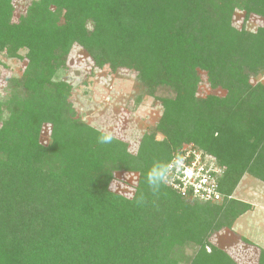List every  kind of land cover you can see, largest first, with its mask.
I'll use <instances>...</instances> for the list:
<instances>
[{
	"label": "trees",
	"instance_id": "1",
	"mask_svg": "<svg viewBox=\"0 0 264 264\" xmlns=\"http://www.w3.org/2000/svg\"><path fill=\"white\" fill-rule=\"evenodd\" d=\"M13 6L0 0V54L24 51L26 66L0 96V264H234L208 238L250 210L231 196L244 173L264 183V84H249L264 70V26L238 31L231 17L264 19V0H31L18 22ZM73 45L98 68L134 72L144 93L168 92L154 97L162 139L145 134L130 155L73 117L59 78ZM202 76L224 96L197 97ZM189 144L223 169L220 202L149 189V170ZM116 171L137 172L131 199L108 191Z\"/></svg>",
	"mask_w": 264,
	"mask_h": 264
},
{
	"label": "rangeland",
	"instance_id": "2",
	"mask_svg": "<svg viewBox=\"0 0 264 264\" xmlns=\"http://www.w3.org/2000/svg\"><path fill=\"white\" fill-rule=\"evenodd\" d=\"M30 1L12 0V21H19V15L24 14ZM231 26L238 31L255 33L263 28L264 19L236 9L232 13ZM24 53L20 51L19 58L0 54V96L10 79L22 75L26 66ZM59 78L70 85L69 102L73 117H78L81 122L102 134L111 133L113 139L127 146L130 155L136 154L143 135L156 134L155 127L162 109L154 97L166 96V90L144 93L134 72H113L108 66L98 68L78 45L71 47L65 69L59 73ZM204 79L202 76L198 84L197 97L224 96L225 92L220 89L211 90ZM258 83L264 84V70L249 78L251 86ZM7 90L3 97L8 95ZM48 133V128H44L41 136L43 142L47 140ZM155 139H162V135L156 134ZM137 177V172L116 171L106 175L104 181L109 192L131 199L135 194ZM114 180L122 183L114 185L115 190L112 191L109 186ZM231 196L232 199L250 205V210L237 218L231 228H223L211 234L208 243L223 251L234 264H258L260 252L264 250V183L255 174L244 173ZM196 249L195 246H187L184 250L186 257L192 256ZM206 251L209 252V247ZM188 263L187 258L180 262Z\"/></svg>",
	"mask_w": 264,
	"mask_h": 264
},
{
	"label": "built area",
	"instance_id": "3",
	"mask_svg": "<svg viewBox=\"0 0 264 264\" xmlns=\"http://www.w3.org/2000/svg\"><path fill=\"white\" fill-rule=\"evenodd\" d=\"M165 171V183L183 197L214 203L224 198L218 188V178L223 174V169L213 157L192 144L183 147L179 155L168 163Z\"/></svg>",
	"mask_w": 264,
	"mask_h": 264
},
{
	"label": "clouds",
	"instance_id": "4",
	"mask_svg": "<svg viewBox=\"0 0 264 264\" xmlns=\"http://www.w3.org/2000/svg\"><path fill=\"white\" fill-rule=\"evenodd\" d=\"M113 140V136L111 133L103 134L98 137V143L100 144H108L111 143ZM167 175L166 171L159 165H154L147 174V183L149 185V189L153 194H156L159 192V189L161 185L166 181ZM118 183H122L121 181L114 180L112 184H110V189L112 191L115 190L114 185H117ZM146 203L145 197L143 194L140 195V197L137 199V204L142 205Z\"/></svg>",
	"mask_w": 264,
	"mask_h": 264
}]
</instances>
